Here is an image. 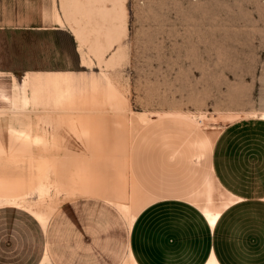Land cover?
<instances>
[{
    "label": "rangeland",
    "instance_id": "374dc122",
    "mask_svg": "<svg viewBox=\"0 0 264 264\" xmlns=\"http://www.w3.org/2000/svg\"><path fill=\"white\" fill-rule=\"evenodd\" d=\"M68 3L79 57L67 35L55 44L74 78L62 82L66 86L37 88L29 87L24 73H0V183L25 182L26 175L35 182L42 166H50L51 178L75 193L56 195L51 188L54 210L46 229L27 207L1 208L0 264H39L46 250L51 264H126L130 224L121 205L129 202L132 171L150 192L192 209H179L181 224H201V213L178 199L209 173L206 134L258 123L248 114L264 110V0ZM25 80L26 109L19 88ZM200 114L206 115L200 126L186 118ZM237 114L242 117L228 119ZM59 115L66 120L57 127ZM132 115L151 122L131 142ZM6 125L43 141L17 151ZM253 162L261 166L264 159ZM254 178L253 192L260 196L262 179ZM28 201H37L35 191ZM254 202L230 217L236 222L231 230L220 231L232 245L229 264H264V202ZM145 235L140 241L153 247L148 255L159 259L156 237ZM189 239L180 254H164L162 264H195ZM250 242L260 250L248 248Z\"/></svg>",
    "mask_w": 264,
    "mask_h": 264
},
{
    "label": "crops",
    "instance_id": "0c3cea01",
    "mask_svg": "<svg viewBox=\"0 0 264 264\" xmlns=\"http://www.w3.org/2000/svg\"><path fill=\"white\" fill-rule=\"evenodd\" d=\"M70 6L71 3L69 4L68 0H0V73L13 75L18 72L24 73V79L27 78L29 87L37 88L60 85L63 86L64 84L62 82H64L65 80L73 79L74 71L69 70L68 68L64 67V65H62V48L61 46H56L55 44L56 39L61 37V35H67L68 38H70L73 42V54L76 57H79V50H81L82 47L79 46V39H77L74 34L75 27L72 26L73 24L71 23V17H69L71 14L69 15L67 12L68 7ZM95 7L102 6H98L96 4ZM67 21L70 23H68ZM15 41H19L20 47L19 45H14ZM14 56L21 57V60L15 61ZM47 102L55 104L53 100H48ZM256 125H259V127ZM263 139V120L258 123L244 121L226 127L219 134L217 140L215 141V144L213 145V148L207 138L212 152L211 168L209 170V173L205 175L198 188L207 180L213 168L215 171V175L217 176L220 183L222 185L226 184L225 186L223 185V187H225L227 190L230 189V192L241 197L243 199L242 202H244L245 200L246 202H264V163H262L260 166L254 165L253 162L260 161L264 158ZM234 168L237 169L236 172H233ZM217 169L221 170L218 171ZM132 172L134 173L139 183L143 186V183L140 180L141 178L138 177L139 175L135 171ZM258 172L260 173L258 174ZM254 176H256V178L258 177L259 179H262L260 180V183L263 184L260 189L263 193L260 196L254 195L253 192L255 186ZM146 190L149 191L148 189ZM154 195L163 199V201L161 200L160 202L171 201L157 194ZM181 198H179L178 200L181 201ZM236 205H234L233 207H235ZM233 207L225 212L222 215V218H220V222H218V242H220V244L223 243L222 233L220 231H222V229L231 230L234 223H236L232 218H230L235 213V211H231ZM149 208H147L138 217L132 231H130V241L128 249L131 247L134 256L136 257L139 264H151L154 261L156 263L161 262L160 264H162L164 261L163 259H161L162 257H159V260H155L148 255L147 250L153 248L152 245L149 246L140 241L141 235H145L147 233H149L150 235L153 234V236H156V243H158V246L160 248H163V246H160L163 243L162 236L160 235V233H158L162 230L158 231L157 228L151 224V218L148 216L142 217L139 220V218ZM34 219L39 223V221L35 217ZM41 226L44 229L47 228L43 225ZM208 227L210 229L212 237V245L209 251L210 254L211 250L214 249L213 235L216 227L215 229H212L209 225ZM139 232L140 235L138 234ZM157 235L159 236L157 237ZM148 242L153 243V241L150 239V236H148L147 238V243ZM45 257H48L49 259L48 250H46L39 264H42L44 262ZM148 257L150 259H148Z\"/></svg>",
    "mask_w": 264,
    "mask_h": 264
},
{
    "label": "bare ground",
    "instance_id": "6f19581e",
    "mask_svg": "<svg viewBox=\"0 0 264 264\" xmlns=\"http://www.w3.org/2000/svg\"><path fill=\"white\" fill-rule=\"evenodd\" d=\"M27 85H28V83L25 80L23 82V84L21 86H19V88L22 90V108H24V109H26L31 104L30 97L27 95ZM248 115L253 117V118H257L259 120L264 121V110L260 111L259 113L253 112V113H250ZM101 116H103V115H101ZM182 116L185 117V115H183V114H182ZM239 117L241 118L242 116H240V114H237L234 116L230 115V116H228V119H231V120L235 119L236 120ZM45 118L46 117H44L43 119H45ZM186 118L190 119L191 121L197 123L200 126L206 120V115L205 114H200L198 116L190 115V116H187ZM56 119H57L56 120V122H57L56 126L58 127V126L62 125V123L65 122L66 117L59 115L58 118H56ZM0 120H1V117H0ZM148 120H149V118H146L145 116L144 117H137V116L132 115L129 117L128 127H129V138H130L131 142L134 140V138H135L136 134L138 133V131L140 130V128H142L143 126H146L145 124L147 123ZM41 121L43 123H48V122L50 124L53 123V122L48 121V120H41ZM259 124H262V123H259ZM256 126L259 127V125H256ZM3 128L9 134L12 135L15 143L18 144L17 151L25 152L28 149V147L30 146V143L32 141L36 142V143H40L41 141H43V138H40L38 136L34 137L30 133L23 131V130H20V129H15L11 125H6ZM46 133H47V131H46ZM220 133H221V131L217 130V131H212V132H209L206 134V137L208 138L209 142L211 143L212 148H213V145L215 144V141L217 140ZM6 149H8V148L6 147ZM260 156H261V154H260ZM261 168H263V167H261ZM217 170H216V172H217ZM219 170H221V169H219ZM259 173L260 172H258V174ZM29 176L30 175H26V177H25L26 181L25 182H20V180H18V182L15 184V182H13V181L5 180L3 185L0 183V208H3V207H11V208L27 207L29 213H31L39 221V223L41 225H43L44 227H47L48 222H49V216L54 210L53 206H52V196L53 195L51 194L52 193L51 188L54 189L56 195H60V194H64V193L71 195V194H74L75 192L72 191L71 189H69L68 187L64 186L60 181H58L56 179L54 180L51 178V167L50 166L49 167L48 166H46V167L42 166L41 178H38L35 182L32 181ZM248 181H250V180H248ZM251 181H253V180H251ZM19 184H21L20 191L18 193H14L15 185H19ZM223 185L218 180L217 176L215 175V171L212 168V171H211L209 177L207 178V180L197 190H195L190 195H187V196L181 198V201H184V202L192 205L194 208H196L201 213V215L204 217L207 224L212 229H215L220 218H222V215L225 212H227L234 205H236L240 202L242 203V201H243V199L241 197L233 194L232 192L229 191L230 189L227 190L225 187H223ZM241 186H243V185H241ZM127 187H128L129 202H128V204H122L121 209L123 210L125 216L127 217L129 224H130V227H129L130 231H132L138 217L147 208L154 205L155 203L160 202L161 200L163 201V199L160 197H157L156 195L147 191L139 183V181L136 179L133 172H131L130 176L128 174ZM229 188H230V186H229ZM34 191H35L36 196H37V201L34 203H31L28 200H29V198H31V194ZM108 191H109V189H107L105 191L106 196H107ZM240 192H242V191H240ZM248 192H250V191H248ZM243 195H244V193H243ZM263 200H264V198H263ZM244 202H246V200ZM38 208H40V209H38ZM165 212H166V210H165ZM158 233H160V232H158ZM42 264H51L49 262L48 257H45L44 262ZM126 264H139L136 257L134 256V253H133L131 247L129 248V253H128V258H127ZM204 264H221V262L217 258V255H216L214 249L211 250V252H210L208 258L206 259V261L204 262Z\"/></svg>",
    "mask_w": 264,
    "mask_h": 264
},
{
    "label": "trees",
    "instance_id": "16d2710c",
    "mask_svg": "<svg viewBox=\"0 0 264 264\" xmlns=\"http://www.w3.org/2000/svg\"><path fill=\"white\" fill-rule=\"evenodd\" d=\"M255 204L256 203L254 201L242 202L236 205L235 207H233L231 211H237L245 207L255 206ZM181 208H186L188 210L191 209L188 205H185L184 203H181L179 201L160 202L151 206L139 219L145 216H151L150 217L151 224L157 227L158 231L162 230L160 232V235L162 236L163 248H160L159 246L154 248V251L156 253L154 256L163 257V255L168 252L177 255L180 254L182 247H184L186 243L185 242L186 239H189L190 237L189 241L190 244L192 245V251L194 254L192 260L195 262V264H204L212 245L211 244L212 237H211L210 229L206 221H203L202 218H200L201 220L199 218L196 220L198 221V223L201 224H197V222L195 221L194 222L189 221L187 223L181 224V222L178 220V218H180V216H178L180 211L179 209ZM155 218H160V219L156 221ZM198 225L201 226L199 227ZM218 227H219V223L213 235L214 250L221 264H229L230 257L232 256V245L230 244V242L224 240V238L222 244L218 242L219 240ZM158 236L159 235H157V237ZM156 244L158 245V243ZM248 248L254 251L255 249L260 250L261 246L255 244L254 242H250L248 243ZM151 264H160V263H156L154 261Z\"/></svg>",
    "mask_w": 264,
    "mask_h": 264
}]
</instances>
